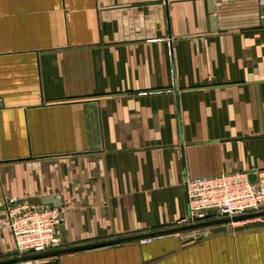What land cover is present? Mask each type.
<instances>
[{"label": "crops", "instance_id": "1", "mask_svg": "<svg viewBox=\"0 0 264 264\" xmlns=\"http://www.w3.org/2000/svg\"><path fill=\"white\" fill-rule=\"evenodd\" d=\"M263 171L258 0H0V262L4 200L56 199L68 249L178 228L185 180ZM38 264H264V220Z\"/></svg>", "mask_w": 264, "mask_h": 264}, {"label": "built area", "instance_id": "2", "mask_svg": "<svg viewBox=\"0 0 264 264\" xmlns=\"http://www.w3.org/2000/svg\"><path fill=\"white\" fill-rule=\"evenodd\" d=\"M264 6V0H258ZM249 173H229L215 178L187 179L186 216L177 227L264 212V171L251 182ZM5 227L12 233L17 258L58 251L62 248V210L51 205H32L16 199L4 200ZM264 217L232 222V229H246ZM155 238L142 240L150 243ZM39 260L18 264H38Z\"/></svg>", "mask_w": 264, "mask_h": 264}, {"label": "water", "instance_id": "3", "mask_svg": "<svg viewBox=\"0 0 264 264\" xmlns=\"http://www.w3.org/2000/svg\"><path fill=\"white\" fill-rule=\"evenodd\" d=\"M250 180L251 182H255L257 180V175H250ZM46 202V201H45ZM55 207H59L58 202L56 199H51L47 201V204H53ZM259 217H264V212L255 214V215H248V216H242V217H237L234 219H222V220H217V221H210V222H205L201 223L198 225H193V226H186V227H178L170 230H165V231H160L156 233H151V234H146V235H141V236H135V237H128L124 239H118V240H113V241H108V242H103V243H96V244H90V245H83V246H78V247H72L68 249H61L58 251L54 252H49V253H44L40 255H31L23 258H17L13 259L10 261H5V262H0V264H18L21 262H27V261H33V260H40L49 256H63L66 254H71V253H78V252H83V251H88V250H94V249H99V248H104L112 245H119V244H124V243H129V242H135V241H140L143 239L147 238H157V237H163L167 235H172L176 233H186V232H193V231H198L201 229H206V228H211V227H216V226H223V225H229L232 222H240L244 220H249V219H254V218H259ZM241 230V229H239ZM204 237L197 238L196 240H200ZM195 239H190L186 241V243L192 242Z\"/></svg>", "mask_w": 264, "mask_h": 264}, {"label": "rangeland", "instance_id": "4", "mask_svg": "<svg viewBox=\"0 0 264 264\" xmlns=\"http://www.w3.org/2000/svg\"><path fill=\"white\" fill-rule=\"evenodd\" d=\"M231 229H232V228H231ZM224 230H225V229H224ZM196 233H197V232H196ZM196 233H193V234H196ZM206 233H207V232H206ZM207 234H209V235H211V234H212V235H213V234H214V232L211 230V232H209V231H208V233H207ZM187 235H189V236H190V235H192V233H190V234H187ZM204 235H206V234H204ZM198 236H199V235H198ZM200 236H203V235H200Z\"/></svg>", "mask_w": 264, "mask_h": 264}]
</instances>
